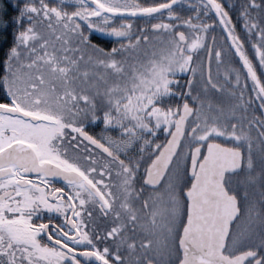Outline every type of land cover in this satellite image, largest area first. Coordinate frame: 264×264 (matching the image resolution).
<instances>
[{
  "label": "flooded vegetation",
  "instance_id": "af4514ba",
  "mask_svg": "<svg viewBox=\"0 0 264 264\" xmlns=\"http://www.w3.org/2000/svg\"><path fill=\"white\" fill-rule=\"evenodd\" d=\"M254 5L260 20L264 0ZM10 6L31 17L11 20L30 32L0 33V264H180L191 155L200 147L199 163L209 143L241 156L239 172L223 180L238 216L222 254L251 252L244 264H264V44L241 51V36L231 33L241 25V0ZM41 36L47 51L38 48ZM135 51L145 60L138 76ZM38 60L80 91L35 97L21 74ZM184 104L192 115L177 152L161 181L148 184Z\"/></svg>",
  "mask_w": 264,
  "mask_h": 264
},
{
  "label": "water",
  "instance_id": "95a60500",
  "mask_svg": "<svg viewBox=\"0 0 264 264\" xmlns=\"http://www.w3.org/2000/svg\"><path fill=\"white\" fill-rule=\"evenodd\" d=\"M155 29L158 30V27ZM176 38L181 45L184 43L182 33H177ZM209 55L210 47L206 57L207 81ZM191 115L192 109L184 104L164 149L149 166L146 176L148 184L155 182L156 185L163 178L177 152L185 124ZM199 151L200 147L192 151L189 169L192 182L184 193L187 217L179 242L182 253L180 264H244L252 259L254 254L245 252L233 258L222 254L230 226L238 216L237 201L227 194L223 180L225 175L239 172L240 153L209 143L205 148L204 157L197 163Z\"/></svg>",
  "mask_w": 264,
  "mask_h": 264
},
{
  "label": "trees",
  "instance_id": "16d2710c",
  "mask_svg": "<svg viewBox=\"0 0 264 264\" xmlns=\"http://www.w3.org/2000/svg\"><path fill=\"white\" fill-rule=\"evenodd\" d=\"M5 6H4V13L3 17L7 22L6 30L4 32H0L1 34H7L12 32H21L26 33L30 32L29 30H26L25 28L28 27L25 24L19 25L18 23H14L11 20L17 19L18 17H29L30 10L21 9V14L18 15V13H15L16 10L11 9L10 3H15L16 0H0ZM255 0H241V10H235V16L241 18V25H231V33L241 36V51L243 50H254V45L259 42L264 43V37L260 40L256 39L254 36L256 34L264 35V6L262 9V15L260 20H258L255 10ZM31 17V15H30ZM190 28H188L189 31ZM190 33V31H189ZM212 33V32H211ZM1 42V41H0ZM8 42L5 40V46ZM245 56V55H244ZM252 59V58H251ZM248 60V59H247ZM253 73V72H252ZM246 76H251V71L249 73H245ZM249 83H252L255 85V82L248 79ZM197 94L205 95V90L203 89V86L201 84H198L196 87ZM203 89V90H202ZM188 91L185 90V88L182 90V94H186ZM197 107H203V106H197ZM254 201L249 200L245 202L244 208H253L251 204L253 205Z\"/></svg>",
  "mask_w": 264,
  "mask_h": 264
},
{
  "label": "rangeland",
  "instance_id": "374dc122",
  "mask_svg": "<svg viewBox=\"0 0 264 264\" xmlns=\"http://www.w3.org/2000/svg\"><path fill=\"white\" fill-rule=\"evenodd\" d=\"M43 38L44 37L41 36L40 38H38V40L36 38L35 39L37 40L38 48H39V45H41L42 46L41 48L44 49V51H47L50 48V44H49L50 41L43 40ZM71 38L72 37L68 35L67 39L71 40ZM260 43L264 44L263 42H260ZM54 48L57 50V52H61V50L63 49V43L58 42L54 46ZM75 48L77 49L78 47L75 46ZM85 61H86L85 58H82L80 65L81 66L84 65ZM144 61L145 60L142 57V55H139V53L135 51L133 66L135 67L134 72H136V69H137L136 76H138L139 74H143L144 67L142 63ZM145 67H146V64H145ZM126 68H127V71L130 72V67L127 66ZM123 75L124 74H122V76ZM127 75H128V81H129L131 74L128 73ZM21 77L23 79V82H22L23 84L32 85L34 88H36V91H34L35 97L45 99V100L58 98L59 96H61V94H62L61 98L63 97L66 98L68 94L71 93L69 91H80L78 87L79 84L77 82H73L70 79L66 80L65 77L58 76L56 73L49 70L47 66H44L43 60L42 61L38 60L35 66L32 68L31 72H27V73L23 72L21 74ZM120 78L121 76L119 77V80ZM105 81H110L109 77ZM99 94L100 96H103L101 92H99ZM93 95L95 96L96 94L95 93L92 94V97ZM45 111L47 113L49 112L51 113L50 108H47Z\"/></svg>",
  "mask_w": 264,
  "mask_h": 264
}]
</instances>
